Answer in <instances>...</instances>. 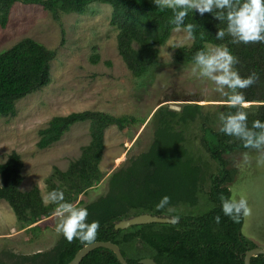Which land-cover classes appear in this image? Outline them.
Wrapping results in <instances>:
<instances>
[{
    "label": "trees",
    "instance_id": "trees-1",
    "mask_svg": "<svg viewBox=\"0 0 264 264\" xmlns=\"http://www.w3.org/2000/svg\"><path fill=\"white\" fill-rule=\"evenodd\" d=\"M16 1L40 3L57 15L59 11L82 12L88 3L95 0H0V25H6ZM100 1L112 6L110 22L118 27L119 53L127 67L133 73L140 74L154 63L159 45L176 27L171 23L173 10L158 8L154 0ZM220 11L227 10L214 8L212 13L201 15L189 9L184 25H195L192 42L176 46L173 55L177 60L193 61V56L205 48V43H224L238 59L239 63L235 66L241 77L247 78L252 72L259 77L256 83L247 88L246 96L251 98L255 94V85L264 77V43H233V38L226 31V19L215 18ZM219 29L226 33L222 40L216 38ZM52 57V50L30 36L0 50V114L13 115L16 112L15 102L19 98L49 81ZM200 105L195 102L183 104L178 120H195L200 115ZM235 108L227 106L224 114L236 112ZM156 114L157 125L148 148L132 158L126 167L110 173L108 191L104 195L80 206L88 211V223L99 222L94 240L118 243L129 264H144L139 262L144 256H152L159 264H244L245 251L255 243L241 232L243 214L239 222H234L223 213L219 197H229L230 188L223 183L232 179L224 154L234 149L248 148L238 138L222 133L219 130L221 125L216 129L207 124L202 126V141L210 156L219 164L218 171L210 174L208 197L212 205L208 209L198 214L175 212L172 216L179 217L177 223L154 221L114 228L117 220L136 213L165 214L171 205H194L198 201L204 169L195 162L184 145L182 130L172 124V118L177 115L176 109L159 106ZM85 119L89 120L90 141L81 146L80 154L69 162L66 169L54 166L47 179L50 192L62 191L64 202L76 199L79 193L101 179L103 171L98 163L103 150L104 129L112 123L122 128V120L101 110L84 109L55 114L38 131L36 145L46 147L59 139L73 122ZM255 120L264 122V103L253 108L247 119L249 128ZM22 164L21 156L15 150L0 162V197L8 201L18 219L30 216L37 221L51 214L57 204H45L37 185L26 190L19 187L23 179ZM164 196L170 198V203L164 210L157 211L156 205ZM217 216L220 217L219 223L215 219ZM135 239L147 246L146 253H127L123 244ZM84 243L79 238L69 242L62 235L49 250L31 254L10 253L21 259L8 261L0 258V264H66ZM250 263L264 264V254L252 255ZM78 264L121 263L112 249L98 246L84 255Z\"/></svg>",
    "mask_w": 264,
    "mask_h": 264
},
{
    "label": "rangeland",
    "instance_id": "rangeland-1",
    "mask_svg": "<svg viewBox=\"0 0 264 264\" xmlns=\"http://www.w3.org/2000/svg\"><path fill=\"white\" fill-rule=\"evenodd\" d=\"M111 14V4L100 0L88 3L82 12L59 11L57 15L40 3L16 1L12 5L6 25H0V50L30 36L52 50L53 57L49 81L19 98L13 115L0 114V162L12 150L17 151L23 163L19 187L26 190L37 185L44 198L50 192L47 179L53 167L66 169L80 154L81 146L90 141L89 120L73 122L59 139L46 147L36 145L39 129L55 114L84 109L101 110L120 118L122 128L112 123L104 129L98 163L103 176L69 201L80 207L104 195L110 173L126 167L132 158L148 148L157 125L159 106H168L170 102L182 106L188 100L201 104L200 115L183 122L178 120L180 109H176L172 124L182 130L183 143L195 162L202 165L204 179L199 185L196 204L177 203L169 207L176 213L203 212L212 205L208 197L210 174L218 171L219 164L202 141V126L219 128V115L229 106L227 97L216 91L211 81L192 74L193 61L174 57L176 46L192 42V36L183 27L181 31L171 29L159 45L152 65L140 74L133 73L118 51V27L110 22ZM206 46L226 47L224 43H205ZM233 68L237 71L235 65ZM254 90L251 98L246 96L247 88L238 90L243 93L244 102L236 106V112L244 111L248 118L253 108L264 103V77ZM245 153L249 157L247 161ZM224 155L232 179L223 185L230 188L229 197L246 199L251 209L250 215H243L241 232L256 245L264 246V163L258 162L260 152L252 148L234 149ZM56 207L58 204L54 211ZM54 211L37 221L30 216L20 220L8 201L0 197V258L20 260V256L10 253L31 254L51 249L62 236L55 231ZM173 213L165 212L171 217ZM123 247L128 254L147 252V246L139 239Z\"/></svg>",
    "mask_w": 264,
    "mask_h": 264
},
{
    "label": "clouds",
    "instance_id": "clouds-1",
    "mask_svg": "<svg viewBox=\"0 0 264 264\" xmlns=\"http://www.w3.org/2000/svg\"><path fill=\"white\" fill-rule=\"evenodd\" d=\"M158 8H170L173 10L174 31L183 30L192 36L195 25L189 23L184 25L188 10H196L201 15L212 13L213 9L227 10L217 12L215 18L227 21V34L233 38V43H264V0H154ZM225 30L219 29L216 38L222 40L225 37ZM194 66L192 74L198 78H206L216 86V91L227 97L230 106L243 104L244 95L240 89H246L256 83L259 79L257 73L252 72L247 78L240 76L234 70L233 65L239 63L229 49L224 46H206L193 56ZM198 72V75H197ZM227 89V91H225ZM247 113L237 111L235 113L219 115L220 131L226 135L234 136L243 142L245 148L256 149L260 152L259 163H264V122L255 120L252 127H248ZM258 130V131H256ZM244 159H249L244 154ZM44 203L58 204L53 216L57 223L55 231L62 234L69 242L79 238L82 242H91L95 239L100 227L98 221L87 222L88 211L86 208L77 207L73 203L64 202L62 191L53 190L44 196ZM221 208L223 213L234 222H239L241 214L250 215L251 209L244 198L225 197L220 195ZM170 203V198L164 196L156 205V210H164ZM169 213L176 210L167 207ZM172 223H177L178 216H172ZM219 223L220 217L217 216Z\"/></svg>",
    "mask_w": 264,
    "mask_h": 264
},
{
    "label": "water",
    "instance_id": "water-1",
    "mask_svg": "<svg viewBox=\"0 0 264 264\" xmlns=\"http://www.w3.org/2000/svg\"><path fill=\"white\" fill-rule=\"evenodd\" d=\"M187 102L188 100H184ZM168 106L174 109H180L181 105L176 103H168ZM171 216L166 214H153L150 212H140L133 215H130L125 218H121L114 223L115 228H125L132 224L138 223H147V222H171ZM104 246L110 248L115 253L117 259L121 264H129L125 256L123 255L119 244L113 242L111 240H101L96 239L91 242L84 243L80 248L76 250L72 258L66 264H78L80 260L86 255L90 250L95 247ZM258 253L264 254V246L255 245L253 247L248 248L244 253V264H251L250 257L252 255H256ZM139 262L144 264H159L153 257L151 256H144L139 259Z\"/></svg>",
    "mask_w": 264,
    "mask_h": 264
},
{
    "label": "flooded vegetation",
    "instance_id": "flooded-vegetation-1",
    "mask_svg": "<svg viewBox=\"0 0 264 264\" xmlns=\"http://www.w3.org/2000/svg\"><path fill=\"white\" fill-rule=\"evenodd\" d=\"M133 225V224H132ZM115 228V227H114ZM126 228V227H125ZM117 229V228H116ZM55 245V244H54ZM256 245V244H255ZM120 247V246H119ZM152 257V256H151Z\"/></svg>",
    "mask_w": 264,
    "mask_h": 264
}]
</instances>
